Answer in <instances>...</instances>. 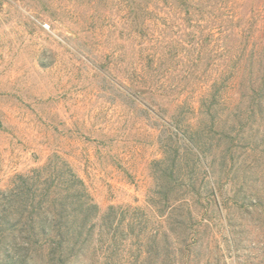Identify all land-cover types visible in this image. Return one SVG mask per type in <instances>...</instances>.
I'll return each mask as SVG.
<instances>
[{"label": "rangeland", "instance_id": "374dc122", "mask_svg": "<svg viewBox=\"0 0 264 264\" xmlns=\"http://www.w3.org/2000/svg\"><path fill=\"white\" fill-rule=\"evenodd\" d=\"M263 66L264 0H0V203L75 172L99 209L57 264H264V112L244 111ZM212 87L226 161L183 136Z\"/></svg>", "mask_w": 264, "mask_h": 264}, {"label": "trees", "instance_id": "16d2710c", "mask_svg": "<svg viewBox=\"0 0 264 264\" xmlns=\"http://www.w3.org/2000/svg\"><path fill=\"white\" fill-rule=\"evenodd\" d=\"M249 57L253 64L257 54L252 52ZM261 71L257 76L260 82L254 80L252 86H249L252 92L248 95L244 110L248 112V119L253 117L255 120L257 110L264 112V66ZM226 100L223 101L226 102ZM218 102L221 100L217 96L215 87H212V92L200 98L196 109L199 115L197 125L190 126L187 134L183 136L190 142L201 144L205 150L219 146L222 140L227 142L223 151L226 161V157L230 159L234 153L237 138L233 134L234 125L232 124L218 140L219 133L215 127L219 121H222L217 112L220 109H216ZM200 115H206V118ZM237 116L236 122L244 125L245 118ZM174 161L175 159L171 160V162ZM159 169L161 172H156L155 175L159 186L157 193L168 199L169 204L168 195L176 188L178 178L171 165L166 167V163H162ZM34 173L25 175V192H23L25 205L22 208L14 207L12 201L8 206L0 203V209L8 211V215L14 217V220L12 219L14 224L9 229V234L0 235V264H12L15 255L23 253H25V261L30 260L33 264L62 263L61 253L76 249L77 239L88 233L87 223L99 209L96 203L87 199L89 192L84 181L75 172H58L57 175L51 174V176H43V172ZM19 193L20 188L11 191L10 200H15ZM180 201L182 199L175 200V203ZM19 213V217L21 213L25 214V220L18 217ZM69 241L74 245L70 246Z\"/></svg>", "mask_w": 264, "mask_h": 264}]
</instances>
